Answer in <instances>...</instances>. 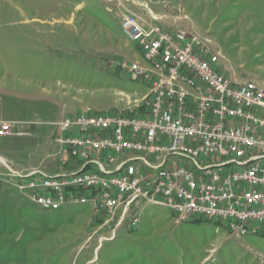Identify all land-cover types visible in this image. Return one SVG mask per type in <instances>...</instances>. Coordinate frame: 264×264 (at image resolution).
<instances>
[{"label":"rangeland","instance_id":"374dc122","mask_svg":"<svg viewBox=\"0 0 264 264\" xmlns=\"http://www.w3.org/2000/svg\"><path fill=\"white\" fill-rule=\"evenodd\" d=\"M182 4L189 16L183 28L192 22L213 40L226 57L225 75L264 83V0ZM114 8L105 0H0V119L33 122L15 138L46 144L35 159L62 165L50 125L62 113L73 117L84 106L124 112L142 103L148 84L123 67L140 52ZM17 174L15 183L0 180V264H264L257 227L237 237L209 219L174 224L165 206L142 202L132 211L134 227L126 219L113 240L99 242L112 226H102L90 205L45 210L15 187L30 174Z\"/></svg>","mask_w":264,"mask_h":264},{"label":"built area","instance_id":"2783aa9c","mask_svg":"<svg viewBox=\"0 0 264 264\" xmlns=\"http://www.w3.org/2000/svg\"><path fill=\"white\" fill-rule=\"evenodd\" d=\"M105 1L142 59L123 67L148 91L124 112L84 106L51 121L54 159L77 168L66 182L15 184L17 190L45 210L90 205L102 226H112L99 242L113 240L126 219L134 227L132 208L141 202H162L174 224L209 219L228 224L237 237L252 227L264 231V84L225 75L226 57L210 37L163 28L146 0ZM32 125L0 121V138L27 135ZM123 148H131V157H121ZM230 151H240V159ZM127 160L136 169H124ZM108 169L119 176L106 178Z\"/></svg>","mask_w":264,"mask_h":264},{"label":"crops","instance_id":"0c3cea01","mask_svg":"<svg viewBox=\"0 0 264 264\" xmlns=\"http://www.w3.org/2000/svg\"><path fill=\"white\" fill-rule=\"evenodd\" d=\"M146 1L154 6V8L152 7L151 8L160 17L159 23L163 28L166 29L167 28L173 29L177 27L183 28L184 26L182 22H185V20L189 19V16L185 12L182 4L184 0H175V2L173 3L170 2L171 0H146ZM185 29H194L193 23L191 22L190 26L185 27ZM132 61L142 62V59L139 57ZM77 112L75 113V115L77 114ZM62 116L65 115H63L62 113L59 116V118H61ZM0 120L7 122L22 121V120H8V119L7 120L0 119ZM32 127L33 126H31V130H33ZM52 127H53L51 129L52 141L53 143H55L53 140L55 128L54 126ZM26 137H30V138L22 140L20 138H15V134H13V136L10 135L7 137L0 138V180L1 181L5 180V181H9V183H15V173L30 174V175L31 174L36 175L40 173L58 174L61 173V171H63L64 168L71 167V165L74 164L76 165V163L71 161L70 159H68L66 165L57 164L55 161L45 163V161L43 162L42 160L35 159L34 154L36 148L38 146H45V147L47 146L45 143L41 142L37 137L35 138L34 136H30V135ZM20 140L22 141L20 142ZM56 148L58 149L57 145ZM6 174H9L11 176L8 175L6 176ZM2 176H4V178ZM100 246L101 243L99 245V248Z\"/></svg>","mask_w":264,"mask_h":264},{"label":"bare ground","instance_id":"6f19581e","mask_svg":"<svg viewBox=\"0 0 264 264\" xmlns=\"http://www.w3.org/2000/svg\"><path fill=\"white\" fill-rule=\"evenodd\" d=\"M119 23H120V27L124 33V24H122L121 22H119ZM125 36L128 38V40H130L131 42L134 43V41H132V39H131V36H129V35H125ZM250 81L260 83V82H257L255 80H250ZM262 84H264V83H262ZM137 105L138 104H135L134 106H137ZM248 153H257V146H248ZM121 157H131V148L121 149ZM230 158L231 159H240V151H230ZM131 165H133V166H131ZM124 169H136V161H134V160L124 161ZM118 176H119V169L105 170V177L106 178H116ZM48 181L66 182V173L36 174L35 176L29 175V178L26 181H24L23 183H16V184H27V183H31V182H48ZM99 190H100V192H108V184L107 183H99ZM75 204H82V203H75ZM145 204H156V205L165 206L164 204H162V202H144V205ZM140 205L141 204H139L137 206V208H139ZM132 211H136V210H134V208H132ZM92 212H93V214H95L94 209H92ZM132 217H138V216L134 212H132ZM184 221H189V220H180V222H184ZM222 224L226 225V228L229 230L228 224H225V223H222ZM247 232L248 231L239 232V237L245 235Z\"/></svg>","mask_w":264,"mask_h":264}]
</instances>
